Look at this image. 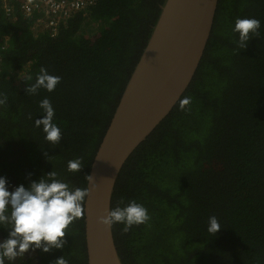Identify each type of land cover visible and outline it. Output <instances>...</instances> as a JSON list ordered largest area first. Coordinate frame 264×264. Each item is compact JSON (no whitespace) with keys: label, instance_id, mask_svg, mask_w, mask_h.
<instances>
[{"label":"trees","instance_id":"obj_1","mask_svg":"<svg viewBox=\"0 0 264 264\" xmlns=\"http://www.w3.org/2000/svg\"><path fill=\"white\" fill-rule=\"evenodd\" d=\"M163 0H93L58 32H36L34 18L0 7V176L27 185L54 171L86 188L90 165ZM260 28L245 48L237 18ZM61 77L52 92H27L41 68ZM55 109L61 140L50 144L39 107ZM190 103L181 107V101ZM20 149V150H19ZM18 151L19 158L9 157ZM79 158V172L68 162ZM13 176L12 178H10ZM135 200L145 224L112 225L123 264H264V0H219L205 52L170 113L124 163L111 210ZM123 201V203H121ZM215 216L221 228L208 231ZM84 215L66 231L55 261L87 264ZM6 234L7 231L3 230Z\"/></svg>","mask_w":264,"mask_h":264},{"label":"water","instance_id":"obj_2","mask_svg":"<svg viewBox=\"0 0 264 264\" xmlns=\"http://www.w3.org/2000/svg\"><path fill=\"white\" fill-rule=\"evenodd\" d=\"M219 0H163L90 165L84 202L87 264H123L111 211L119 173L134 150L180 101L200 64Z\"/></svg>","mask_w":264,"mask_h":264},{"label":"clouds","instance_id":"obj_3","mask_svg":"<svg viewBox=\"0 0 264 264\" xmlns=\"http://www.w3.org/2000/svg\"><path fill=\"white\" fill-rule=\"evenodd\" d=\"M260 26L257 18H237L233 31L239 34V46L245 48L250 34H256ZM60 80L61 77L50 74L42 67L27 92L35 95L41 88L52 92ZM6 99L0 94V105ZM189 103V98H184L181 107ZM39 107L43 117L35 120V126L42 127L47 142L59 143L62 130L54 122L55 109L51 101L45 97L40 101ZM81 168L82 161L79 158L68 162L70 172H79ZM56 177L57 173L51 171L39 180L31 181L27 187L21 184L10 190L7 178L0 176V226L8 229L7 238L0 242V264H6V261L14 264L18 257L22 258L30 249L49 252L53 248L64 247L63 238L69 226L84 215V202L90 189L72 188ZM86 179L89 183L93 180L90 175ZM149 219L147 208L131 200L123 207L118 206L109 211L100 218V222L109 227L123 224V231L127 232L133 225L145 224ZM220 228L218 219L215 216L209 217L208 231L215 234ZM55 264H67V261L64 257H59Z\"/></svg>","mask_w":264,"mask_h":264},{"label":"built area","instance_id":"obj_4","mask_svg":"<svg viewBox=\"0 0 264 264\" xmlns=\"http://www.w3.org/2000/svg\"><path fill=\"white\" fill-rule=\"evenodd\" d=\"M18 2L22 15L34 18L32 27L46 29L54 36L63 20L88 8L93 0H0L5 16H11L15 12Z\"/></svg>","mask_w":264,"mask_h":264},{"label":"flooded vegetation","instance_id":"obj_5","mask_svg":"<svg viewBox=\"0 0 264 264\" xmlns=\"http://www.w3.org/2000/svg\"><path fill=\"white\" fill-rule=\"evenodd\" d=\"M20 150V149H19ZM19 158V153L18 151L14 152V155L9 157L10 160H16ZM13 176H11L10 178H12ZM9 189L12 190L14 187L19 186V183L16 182V180L11 179L9 182ZM4 226H0V242H2L5 238H7L8 236V229L3 228ZM7 231L6 234L4 233V231ZM86 248V247H85ZM56 249V248H53ZM52 249V250H53ZM50 252V251H49ZM47 252V253H49ZM44 252L41 250H29L28 252H26L24 254V256L22 258L18 257L16 259V261L14 262V264H54V262L52 261L51 258H47L46 255L43 254ZM6 264H8V262L6 261Z\"/></svg>","mask_w":264,"mask_h":264},{"label":"rangeland","instance_id":"obj_6","mask_svg":"<svg viewBox=\"0 0 264 264\" xmlns=\"http://www.w3.org/2000/svg\"><path fill=\"white\" fill-rule=\"evenodd\" d=\"M34 30H35L36 32H42V31H47V32H49V31L46 30V29H44V30L40 29V27H36V28H34Z\"/></svg>","mask_w":264,"mask_h":264}]
</instances>
